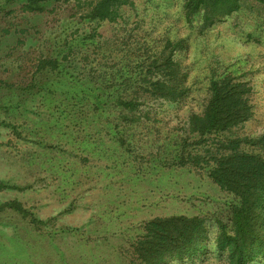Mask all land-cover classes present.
<instances>
[{
    "label": "trees",
    "instance_id": "obj_1",
    "mask_svg": "<svg viewBox=\"0 0 264 264\" xmlns=\"http://www.w3.org/2000/svg\"><path fill=\"white\" fill-rule=\"evenodd\" d=\"M182 1L186 21L199 19L202 32L251 7L250 0ZM256 1L264 22V0ZM134 4L0 0L1 35L14 36L16 49L36 33L33 39L39 40L35 58L18 54V75L0 76V130L18 142L17 151L8 155L25 177L24 182L0 179V190L55 185L71 198L64 213L95 188L111 191L115 184L135 193L136 186L156 177V169L189 168L234 196L228 217H142L140 208L134 216L124 209L116 223H124L130 233L120 232L122 227L100 232L99 217L90 218L88 230L57 225L59 214L42 218L15 198L0 202V227L9 228L0 235L13 247L0 241V257H7L5 264H194L214 255L221 264H264V132H241L255 115L251 72L212 69L198 109L192 108L173 128L177 131L165 136L166 143L158 144L164 106L180 103L191 92L182 58L188 45L185 38L154 36L139 25L123 26L111 36L101 33L104 23H117L124 7ZM18 10L25 16L64 10L65 16L50 37L23 26L27 18ZM142 141L157 144L150 158ZM10 142L0 141V146Z\"/></svg>",
    "mask_w": 264,
    "mask_h": 264
},
{
    "label": "rangeland",
    "instance_id": "obj_2",
    "mask_svg": "<svg viewBox=\"0 0 264 264\" xmlns=\"http://www.w3.org/2000/svg\"><path fill=\"white\" fill-rule=\"evenodd\" d=\"M250 6L236 13L226 22L202 32L199 19L192 23L186 21L183 15L182 0H135L133 7H124L123 17L117 23L106 22L101 27L100 31L104 36H111L123 26L132 29L139 25L140 28L153 32L154 36L166 35L174 39L185 38L187 40L188 47L182 54V58L190 74L191 92L180 103L164 106L162 116L165 121L159 124L162 126V139L158 144L166 143L165 136L177 131L173 128L183 123L192 108L198 109L199 99L207 88L209 76L214 68L227 69L238 74L244 71L251 72L250 75L257 90L256 109L254 117L245 124L241 132L247 135L264 132V22L263 15L258 10L257 1L250 0ZM16 14L25 16L19 10ZM64 16V10H60L57 15L55 13L27 14L25 16L27 20L22 23L23 26H31L34 33L40 30L46 36L53 37V32L62 24ZM136 31L139 29H135ZM1 34L2 32H0V76L6 77L12 74L16 76L20 70L17 61L18 54L20 55L22 51L30 58H35L37 55L35 46L37 47L39 40L33 37L36 38L38 34H34L27 44L18 49L15 48L18 46H16L14 36L3 37ZM6 66H9V71L5 69ZM12 69L15 72H12ZM9 140L12 142L0 146V179L24 182L25 177L13 169L9 160V151L16 152L18 142L12 135L1 129L0 141ZM142 143L144 153L150 158V151L156 150L157 144L153 146L151 141H142ZM168 145L172 144L168 143ZM156 170V177L153 176L149 184L143 183L136 186L135 193L119 190L115 184L111 185V191L98 187L80 197L72 211L64 213L61 212L72 206L71 198L61 195L59 188L55 185L39 187L26 192L0 190V202L17 198L42 218L59 214L57 225L80 226L86 230L92 226L90 218L99 217L95 224L100 227V230L96 229L100 232L120 230L122 227L120 232L130 233L124 223L118 221L116 223L117 215L124 209L130 210L133 214L134 209L140 208V212L144 213L142 217L180 213L209 215L214 219L215 217L223 219L228 217L229 205L235 200L234 196L224 192L205 173L178 167ZM136 214L139 215L138 212ZM112 215L113 219L109 220ZM103 220L110 222L103 224ZM101 223L103 226L99 225ZM3 230H9V228ZM3 230L0 227V231ZM16 239V237L13 238V241ZM0 241L6 243L1 235ZM6 244H9L8 249L13 251L10 243ZM22 247H19L20 250H23ZM78 247L81 248L77 245ZM7 260L6 256L4 259L0 257V264H5ZM194 264H221V260L217 256L209 255L203 261Z\"/></svg>",
    "mask_w": 264,
    "mask_h": 264
}]
</instances>
